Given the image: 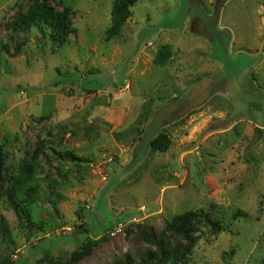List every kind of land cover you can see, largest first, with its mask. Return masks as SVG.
I'll return each mask as SVG.
<instances>
[{
    "label": "rangeland",
    "instance_id": "374dc122",
    "mask_svg": "<svg viewBox=\"0 0 264 264\" xmlns=\"http://www.w3.org/2000/svg\"><path fill=\"white\" fill-rule=\"evenodd\" d=\"M115 1L51 0L75 28L60 46L13 29L32 0H0V264H68L87 237L73 264H264V0H139L108 39ZM207 77L211 98L178 117ZM35 158L20 219L6 191Z\"/></svg>",
    "mask_w": 264,
    "mask_h": 264
},
{
    "label": "trees",
    "instance_id": "16d2710c",
    "mask_svg": "<svg viewBox=\"0 0 264 264\" xmlns=\"http://www.w3.org/2000/svg\"><path fill=\"white\" fill-rule=\"evenodd\" d=\"M138 1L139 0L115 1L113 24L107 32L108 39H112L121 32L124 24L131 17V8ZM50 2L51 0H32V4L29 6L28 10L20 17L17 22L14 23L13 29L16 31L24 28L37 27L41 32H50L51 39L60 46H63L68 42L70 34L75 33V28H73L70 18L71 11L69 8H65L62 11L56 10L54 7H52ZM170 53L171 51L168 47H162L155 58V63L157 65H162L170 57ZM70 78L72 79V76H70ZM72 80L76 82L74 79ZM150 146L153 151L165 153L171 146V139L167 133H162L150 142ZM5 161L6 154L4 146L0 145V195L4 192L3 183ZM36 165V158L30 163H23L20 166L19 173L13 178L12 185L6 191L8 198L12 201L14 200L15 211L20 219H23V216H26L29 219L30 207L35 203L37 198V188L36 186L32 185ZM203 212L204 213L202 214L204 215H200L197 221H207L213 227V231L218 233L221 230L218 222L212 220L208 212ZM194 216L195 215L176 218L177 227L181 228L188 236H191V234L197 230V228L194 226ZM1 219L0 238L1 236L5 238L8 236V234L4 229L5 226L3 224V218ZM184 225L185 227H188L185 229V227H183ZM85 241L86 242L79 250H76L72 253L68 264L81 261L90 254L93 244L90 242L89 237H87Z\"/></svg>",
    "mask_w": 264,
    "mask_h": 264
},
{
    "label": "water",
    "instance_id": "95a60500",
    "mask_svg": "<svg viewBox=\"0 0 264 264\" xmlns=\"http://www.w3.org/2000/svg\"><path fill=\"white\" fill-rule=\"evenodd\" d=\"M217 11L219 14L218 8ZM215 81V77H207L197 83V85L190 91L188 103L178 113V117L181 118L188 114L191 110L203 106L212 96Z\"/></svg>",
    "mask_w": 264,
    "mask_h": 264
},
{
    "label": "flooded vegetation",
    "instance_id": "af4514ba",
    "mask_svg": "<svg viewBox=\"0 0 264 264\" xmlns=\"http://www.w3.org/2000/svg\"><path fill=\"white\" fill-rule=\"evenodd\" d=\"M201 22H203V21L201 20ZM193 27H194V23H193Z\"/></svg>",
    "mask_w": 264,
    "mask_h": 264
}]
</instances>
